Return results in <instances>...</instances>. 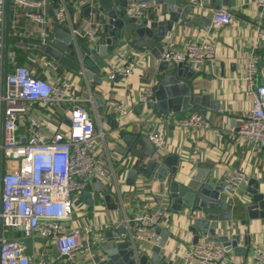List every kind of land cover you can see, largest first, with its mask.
<instances>
[{"label": "built area", "instance_id": "1", "mask_svg": "<svg viewBox=\"0 0 264 264\" xmlns=\"http://www.w3.org/2000/svg\"><path fill=\"white\" fill-rule=\"evenodd\" d=\"M8 1L24 9L31 22L48 23L44 12L47 0ZM91 1L94 5L97 0ZM6 2L0 0V264H51L52 245L56 260L74 262L79 253L85 255L95 251L105 241L99 229L72 224L76 197L92 180L115 177L113 169L104 167L96 150L98 139L105 137L100 126L101 114L95 96L76 93L64 73L42 78L30 66L19 64L9 49L6 51ZM196 3L204 4L202 1ZM258 6L264 9V0H259ZM151 7L154 6L146 1L129 0L126 12L130 17L145 19ZM234 19L230 10L220 8L213 10L211 23L214 28L222 29ZM55 21L60 26L70 27L74 41L80 38L96 46L106 40L104 22L75 27L65 0H61L56 10ZM256 33L264 39V31L259 27ZM51 43L52 33L40 29L39 45L45 47ZM215 58V45L202 40L187 42L181 47L167 43L159 59L198 69ZM131 61L127 51L112 54L107 61L106 79L110 83L117 79L127 82L133 74ZM37 62L42 72H58L59 64L44 54ZM258 63V56L250 52L241 80L250 88L251 106L244 112L241 124L216 131L220 139L233 144L246 141L254 151L264 150V84L255 85ZM151 87L150 83L144 85L139 102L151 99ZM106 106L121 124L131 110L126 99H109ZM140 123L147 125V135L159 151L165 150L164 129L169 125L197 131L214 127L209 118L199 112L190 113L181 120L173 114L152 115ZM62 125L67 129H62ZM249 182V175L241 169H233L220 179L229 200L240 196L242 187ZM166 211V206L161 204L156 210H143L128 218L131 241L159 244L161 236L157 229L165 225ZM27 239L44 241L37 249L39 261L35 254L27 253L24 242ZM83 239L87 245H83ZM180 255L188 264H224L227 251L216 237L206 234L196 244L186 246ZM251 264H264V245L254 249Z\"/></svg>", "mask_w": 264, "mask_h": 264}, {"label": "crops", "instance_id": "2", "mask_svg": "<svg viewBox=\"0 0 264 264\" xmlns=\"http://www.w3.org/2000/svg\"><path fill=\"white\" fill-rule=\"evenodd\" d=\"M86 1L65 0L67 8L73 17L75 27H82L85 23L94 24L101 21L106 24V38L109 37L106 20L100 19L98 15H92L91 18L87 17ZM189 1L195 4L196 7L194 10L195 16L189 15L188 19H192L196 24L192 26L176 24L167 41L176 47H181L187 42L202 40H208L215 45L216 58L212 63L206 62L196 69L199 74L193 83L196 94L210 95L211 101L218 102L219 109L214 113L210 112V110L207 114L214 126L211 130L197 131L175 125H169L165 128L166 147L165 150H161V153L181 156L180 164L182 165L189 159L194 162L209 161L213 163L211 181L216 184H220V179L233 169L246 171L250 180L264 176V150L254 151L252 145L246 141L243 144L230 143L220 139L216 133L217 130L226 131L233 127L231 124L232 119H234L235 126L238 127L242 122L244 112L251 106L250 88L241 79L244 76L249 54L252 51L258 56L259 61L255 85L264 84V39L256 33L257 27L264 31V9L258 6L259 0H219L222 1L221 4L217 3L218 0ZM196 1H202L204 3L203 6H200V3L197 4ZM224 1L226 2L224 3ZM60 4L61 0H47V5L44 8L48 18L46 25L31 22L26 16L24 9L15 6L11 2L8 4L6 2L5 6L4 20L6 22L8 19L9 21V51L13 53L15 60L19 64L30 66L42 78L56 77L60 73L42 72V67L37 61H39V57L43 55V52L25 47L22 43L39 45L40 29L47 30L53 34L58 25L55 21V13ZM152 5L154 7H151L145 19L150 20L157 12L160 13L162 11L158 5L156 6L154 3ZM220 8H227L235 16L234 22L222 29L214 28L211 23L213 10ZM172 37H175L174 43L171 42ZM86 43L90 49H99L105 43V40L96 46H92L89 42ZM16 47L21 49V53L18 56L14 49ZM80 49L78 40L73 41L69 47V52L77 55ZM119 51H127L132 58L133 74L127 82L118 79L114 83H110L106 79L108 68L102 69L101 77L103 81L101 84L88 80L85 71L80 73L63 72L72 82L76 93L83 96L93 94L95 97L103 95L106 102L109 99H126L131 107L128 117L121 124L118 123V119L116 120V115L107 108L105 102L100 120V126L105 133V137L104 139H98L96 147L98 146L99 148L97 152L104 167L110 171L113 169L115 177L109 180H92L87 189L76 197L77 207L72 224L79 228L92 226L99 229L105 235V241L102 244L104 246L109 242L108 233H112L114 236L119 227H126L127 236H129V228L126 221L128 218L143 210H156L162 204L166 206L167 210L165 225L162 228L170 231V237L166 243V248L170 254L169 258L179 264H188L180 257V254L186 246L193 243V234L186 229L187 224L183 216L174 213L170 206L166 204L167 202L158 198L165 184L159 183L154 176L149 179L138 176L134 186H129L126 183L127 170L124 166L125 164L122 163L125 154L121 152L126 147L117 133L120 129L128 128L134 132L142 131L143 134L147 135V125H140V121L148 116H156L158 114L145 108L141 115H137L134 105L139 102L144 85L149 83L154 85L156 83V75L159 73L156 71L158 64L156 59L148 52L139 53L135 51L127 45L125 40L112 48L106 61L112 54ZM90 110L93 114L92 107H90ZM112 115L114 118H111ZM115 122L118 126H114ZM138 148L142 149L140 146ZM183 172L178 173L177 181H186L183 177ZM100 182H102L104 189L101 188ZM247 187L248 185L242 187L240 196L230 199L236 207L232 211V221L219 224V233H222L223 227L232 228L235 232L246 233V227L241 224L245 219V215L239 207L242 199L247 195ZM87 192L92 193L93 197L111 193L114 200L113 203L116 206L115 209H108L107 205L102 201L90 206L87 202L89 201V197L86 195ZM252 228L259 235L253 237L249 256L251 263L254 249L257 246L264 245V225L260 221H252ZM16 234L21 235L18 232ZM232 234L231 232L230 235ZM83 240L85 241V239ZM118 240H121V238ZM24 242L27 245V253L35 254L36 260L39 261L40 255L37 249L44 244V241L42 239H27ZM137 244L142 251H148L149 254L151 253V246L154 245L148 242H137ZM48 246L51 247L50 244ZM92 252L94 253V251ZM55 254V249L52 245L51 264H82L86 255L79 253L74 262H69L67 260H56ZM230 255L232 258L234 257L232 251H230ZM236 259L238 260V258ZM224 264H229V261L226 260Z\"/></svg>", "mask_w": 264, "mask_h": 264}, {"label": "water", "instance_id": "3", "mask_svg": "<svg viewBox=\"0 0 264 264\" xmlns=\"http://www.w3.org/2000/svg\"><path fill=\"white\" fill-rule=\"evenodd\" d=\"M154 3L161 7L152 19L134 18L127 15L126 8L129 0H97L94 5L87 0V17L98 15L106 20L110 36L99 49H90L86 41L78 39L79 54L73 55L69 47L74 38L70 27L57 25L52 34V43L48 46L22 43L23 46L37 49L44 55L59 64L58 72L64 71L80 73L85 71L88 80L101 84L102 69L107 68L106 58L113 47L123 40L127 45L139 53L148 52L158 61L156 71V83L152 85V97L146 103L138 102L134 105L137 115H141L146 108L159 116L173 114L177 119H184L189 113L199 112L207 116L208 112L214 113L219 109L218 102L211 101L208 94L197 95L194 79L199 71L183 64H174L160 60V55L170 33L174 31L176 24L180 26H192L196 24L189 15L195 16V4L189 0H138ZM222 1H217L221 4ZM226 1H224L225 3ZM9 1L7 0V4ZM9 21L5 22L6 51L8 45ZM174 43L175 37L171 39ZM8 68L6 66L4 75ZM118 80V79H117ZM98 112L103 113L105 98L103 95L95 97ZM111 118H114L113 115ZM234 127V119L231 121ZM118 126L114 123V126ZM118 137L123 140L125 149L122 163L127 170V185L134 186L138 176L151 178L165 184L158 196L161 201L167 202L172 211L182 215L187 224L186 229L193 234V244L206 234L216 237L227 251L226 260L229 264H251L249 260L253 237L258 232L253 230L252 221H260L264 225V176L251 179L247 187L246 199H242L240 209L244 212L245 219L241 222L246 227V233L235 232L234 229L223 227L219 233L221 223L232 221V211L236 208L234 203L227 198L220 184L211 181V172L214 167L209 161H186L180 164L181 156L165 155L150 141L148 135L142 131L120 129ZM138 146L142 147L139 149ZM195 150V148H194ZM163 154V155H162ZM184 171L186 181H177L179 172ZM96 180V179H95ZM101 188L104 189L102 182ZM88 204L93 206L100 201L104 202L108 209H115L113 196L106 193L100 197H93L87 192ZM93 198H95L93 200ZM98 198V200H96ZM2 232V228L0 229ZM126 227H119L114 236L108 233L109 242L100 246L93 252L87 253L82 264H179L169 258L166 248L170 231L159 227L157 232L161 236L159 244L151 246L150 254L142 251L137 242H132L127 236ZM233 233L230 235V233ZM121 238V240H118ZM118 240V241H117ZM83 245H87L83 242ZM99 250V251H98ZM233 252L234 257L230 255ZM103 253H105L103 255ZM235 258H238V260ZM242 259V260H240ZM73 264V263H55Z\"/></svg>", "mask_w": 264, "mask_h": 264}, {"label": "rangeland", "instance_id": "4", "mask_svg": "<svg viewBox=\"0 0 264 264\" xmlns=\"http://www.w3.org/2000/svg\"><path fill=\"white\" fill-rule=\"evenodd\" d=\"M62 129L66 130L67 127H66L65 125H62ZM96 150L99 151L98 146L96 147ZM75 207H77L76 204H75ZM78 256H79V254L77 255V257H78ZM51 260H52V256H51Z\"/></svg>", "mask_w": 264, "mask_h": 264}, {"label": "trees", "instance_id": "5", "mask_svg": "<svg viewBox=\"0 0 264 264\" xmlns=\"http://www.w3.org/2000/svg\"><path fill=\"white\" fill-rule=\"evenodd\" d=\"M15 49V53H16V55L18 56V54H20L21 53V49L20 48H14ZM38 52V51H37ZM22 65H25V64H22Z\"/></svg>", "mask_w": 264, "mask_h": 264}]
</instances>
